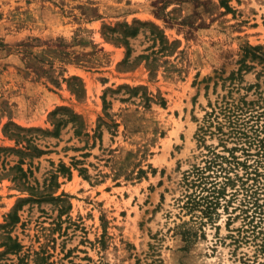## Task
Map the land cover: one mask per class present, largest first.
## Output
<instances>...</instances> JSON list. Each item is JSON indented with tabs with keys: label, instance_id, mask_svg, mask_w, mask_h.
<instances>
[{
	"label": "rangeland",
	"instance_id": "obj_1",
	"mask_svg": "<svg viewBox=\"0 0 264 264\" xmlns=\"http://www.w3.org/2000/svg\"><path fill=\"white\" fill-rule=\"evenodd\" d=\"M263 174L264 0H0V264H264Z\"/></svg>",
	"mask_w": 264,
	"mask_h": 264
},
{
	"label": "trees",
	"instance_id": "obj_2",
	"mask_svg": "<svg viewBox=\"0 0 264 264\" xmlns=\"http://www.w3.org/2000/svg\"><path fill=\"white\" fill-rule=\"evenodd\" d=\"M227 8H230L229 6H227ZM262 147V146H261ZM215 161V160H214ZM217 164L216 161L215 162H211V164ZM223 163V162H222ZM221 165V164H220ZM263 176V177H262ZM259 177L261 178V181H258L259 184L256 185V187L253 189H248L245 188V193H243L244 197V202H245V206H248L249 204H253L254 207H256V211L254 212L260 220L259 223H257V225H254L253 223L255 222L256 219V215L253 216V218L249 221V225H251L253 228L252 231H256L257 228H260L262 221H264V217L263 215V211H262V206L260 205V196L264 195V174L263 175H259ZM244 184V183H243ZM252 189L254 191H252ZM220 195H218L217 198H219ZM216 203L218 202V200H216V202L213 201H208V203ZM260 209V211L258 212V210ZM9 218L11 219L9 224H5V225H1L0 228L2 229H7L9 228L12 224H16L20 221V217L17 213V211L11 213L9 215ZM248 218V216L246 217ZM260 224V225H258ZM264 228V226H262ZM263 234V240H264V231L263 229H261L260 231ZM4 241L2 243V246L5 247V251L3 252L2 255H15L18 257V260L20 261V264H40L39 263V255L36 253V258L33 261H30V257L29 255H23V245L18 241V239L14 238L11 233H8V235H6L4 237ZM264 249V248H263Z\"/></svg>",
	"mask_w": 264,
	"mask_h": 264
}]
</instances>
